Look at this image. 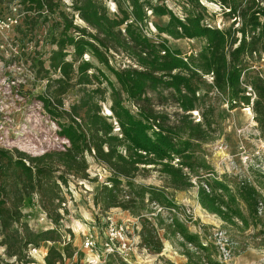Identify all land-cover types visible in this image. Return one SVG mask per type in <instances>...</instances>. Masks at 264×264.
I'll list each match as a JSON object with an SVG mask.
<instances>
[{"label": "trees", "instance_id": "obj_1", "mask_svg": "<svg viewBox=\"0 0 264 264\" xmlns=\"http://www.w3.org/2000/svg\"><path fill=\"white\" fill-rule=\"evenodd\" d=\"M14 1H18L22 11L25 10L24 20L17 27L25 36L33 31L37 18L47 20L56 8L53 0H0V6L7 7ZM113 1L121 15L116 18L107 15L102 0H70L71 9L87 26L74 24L73 14L69 17L59 12L63 28L58 38L52 40L57 48L51 52L48 66L44 68V63L39 60L32 62L38 66L37 73L43 72L41 78L46 81L39 101L59 128L57 134L66 142L38 155L0 147V264H29L32 262L30 247L38 248L42 241L56 242L59 239L56 227L44 231L31 229L23 219L22 206L33 196L37 197L40 208L57 226L62 218L60 209L66 210L62 207L65 202L62 186H67L68 176L77 180L89 179L86 153L109 169L107 180L93 196L94 205L104 211L120 207L138 217L141 224L140 244L148 252H161L163 242L159 231L163 229L173 235H181L190 264H219L211 262L209 256L205 261L203 256H194L196 262H192L193 254L188 244L198 247L197 235L186 231L176 218H163L159 211L151 220L143 213L145 199L147 203L162 208L172 209L175 204L157 187L134 182L141 166L160 165V171L169 177L174 188L190 187L191 179L183 168L194 169L188 162L192 158V149L196 143L207 141L206 130L210 126L206 120L205 127L199 121L182 122V125L165 124L164 115L154 110L148 91L162 93L171 89L179 108L185 112L192 111L201 98L197 91L199 84L204 82L202 76L212 72L213 82L209 87L215 88L224 97L230 109L241 103L249 104L251 97L245 93L247 86L251 88L255 120L264 129V78L246 65V57L254 54L260 57L264 52V0H217L227 10L225 13L238 22V27L227 29L202 23L205 7L200 0H177L183 3V20L164 4L165 0ZM147 10L157 16H168L165 25L155 24L159 33L173 38H203L205 43L199 54L184 60L179 50H172L165 40L153 42L144 32L149 17ZM124 23L122 32L120 26ZM71 29L78 34L68 33ZM67 46L73 47L71 60L67 59L70 54ZM111 51L124 53L140 68L129 64L122 69L113 68L108 58ZM85 53L115 76L118 88L101 69L88 73L93 66L83 59ZM75 63L77 66H74ZM50 71L58 72L59 77L52 78ZM77 85L81 92L78 101L71 103L69 109L64 108L62 96ZM108 89L110 111L119 124L121 136L113 133L114 126L109 121L112 116L101 114V103L105 102ZM125 100H131L136 105V114L124 106ZM183 123H187L188 128ZM175 158L179 162L177 166L172 163ZM198 181L199 201L204 204L209 202L215 209H223L222 205H227L222 200L224 193L229 191L226 185L209 179ZM234 185L236 194L229 192V201L241 200L247 208L248 217L258 219V205L264 196L246 179ZM124 186L129 190H124ZM217 190L219 193L215 192ZM230 213L226 216L228 219L233 215L243 223L247 222L239 210ZM169 218L171 222H166ZM73 252L69 242L62 250L52 246L44 262L64 264L65 258H71ZM116 259L117 262H113L109 258L105 264H125L120 257Z\"/></svg>", "mask_w": 264, "mask_h": 264}, {"label": "rangeland", "instance_id": "obj_2", "mask_svg": "<svg viewBox=\"0 0 264 264\" xmlns=\"http://www.w3.org/2000/svg\"><path fill=\"white\" fill-rule=\"evenodd\" d=\"M53 3L56 5L54 13L47 20L37 18L35 28L27 36L17 29L19 24L0 33V147L18 149L30 155L41 154L47 149L56 148L62 142H66L65 138L57 134L59 128L43 110L39 101V96L45 91L46 81L41 78L43 72L37 73L38 66L35 63L33 65L32 62L39 60L44 63V68L48 66V58L57 48L52 40L58 38L63 28V18L59 12L68 14L69 17L73 14L74 24L80 27L87 26L71 9L70 0H53ZM200 3L205 7L202 23L220 29L239 26L234 18H230L225 13L227 10L217 0H200ZM102 4L110 18L121 16L113 0H102ZM164 4L177 17L184 19L182 2L165 0ZM18 10H21L20 6L16 4L14 6V3L7 7L0 6V13L11 11L12 14H18ZM147 16L149 17L144 32L153 42L165 40L172 50H179L184 60L199 54L205 43L203 38H173L165 33H159L155 24L165 25L168 22V16H157L150 10H147ZM20 19L22 21L24 17ZM125 25L124 23L120 26L122 32ZM68 33L78 34L73 29ZM235 36L238 38L239 34ZM66 50L70 53L67 59L71 60L73 47L67 46ZM108 58L110 65L115 69H122L128 64L140 68L135 61L121 52L111 51ZM83 59L91 62L93 66L88 70L89 74L101 69L118 88L115 76L104 65L87 53L83 55ZM195 62L198 63V61ZM246 65L264 78V52L260 57L255 54L252 57H246ZM74 66H77V63ZM49 75L54 79L59 77L58 72L50 71ZM202 78L204 82L199 84L197 91L201 98L192 111L185 112L179 108L176 97L171 94V89H166L162 93L148 91L154 110L164 115L165 124L182 125V122L199 121L205 127L206 120L210 126L207 130L205 129L207 141L196 143L192 149L194 150L192 158L188 162L194 169L191 171L188 167L183 168L191 179L190 187L174 188L169 177L160 171V165H147L145 168L141 166L134 182L157 187L168 200L175 204L172 209L162 208L157 204L147 203L145 199L146 208L143 213L153 220L160 211L163 218L170 216L176 218L186 231L197 235L199 246L188 244L193 254L192 262H196L199 256H203L202 260L205 261L209 256L211 262H219V264H264V215H261L264 213V199H261L258 205L260 211L256 220L248 217L247 208L241 200L236 199L235 202H230L228 199L229 192L236 194L235 182L242 179L250 181L264 196V129L255 120L252 110L254 94L247 86L245 94L251 97L249 104L241 103L230 109L224 97L218 94L215 88L209 87L213 82L212 72L203 75ZM243 79L244 76L241 77V80ZM78 88V85L73 86L62 96L64 108L69 109L71 103L78 101L81 95ZM109 92L108 89L106 100L101 103V114L112 116L109 121L114 126L113 133L121 136L119 124L110 111ZM123 103L131 113L136 114L137 107L131 100H125ZM183 124L188 128L187 123ZM122 152L125 153L123 150ZM86 158L89 163V179L77 180L68 176L67 186H62V195L65 198L62 207L66 210L60 209L62 218L57 226L40 208L37 197L33 196L30 202L26 201L22 206L23 219L31 229L44 231L56 227L59 235L56 242L42 241L38 248L30 247L29 255L32 262L29 264H45L44 257L49 248L54 246L62 250L67 242L71 244L74 252L71 258H65L64 264H88L87 259L90 255L93 256L95 251L99 253L103 251L105 231L109 222L119 224L127 219L137 226L135 235H138V238L135 239L134 264H190L185 255L187 247L181 235L160 230L163 248L160 253H150L140 244L141 224L138 217L120 207H111L104 211L94 205L93 196L107 180L109 169L96 162L87 153ZM172 163L177 166L178 159L175 158ZM199 179L215 180L228 187V193L222 196L223 202L227 203L222 205L223 209L218 207L215 209L209 205V202L204 204L199 201ZM204 182L207 183V181ZM208 188L211 187L208 185ZM123 189L129 190L126 186ZM215 192L219 193V190ZM147 196L146 193L145 197ZM237 210L247 218L246 223L233 215H231L232 218H227L230 212ZM166 222H171V219H167ZM89 235L95 238L94 251L84 247L86 237ZM117 257V255L101 256V264H105L109 258L117 262ZM120 259L128 264L122 258Z\"/></svg>", "mask_w": 264, "mask_h": 264}, {"label": "built area", "instance_id": "obj_3", "mask_svg": "<svg viewBox=\"0 0 264 264\" xmlns=\"http://www.w3.org/2000/svg\"><path fill=\"white\" fill-rule=\"evenodd\" d=\"M12 3H14V6L15 4L20 6L21 10H18V14H12L11 11L0 13V33H3L12 26L14 27L20 24V17H23L25 14L18 1H14ZM13 9L16 10L15 7H13ZM136 227L137 226H135L133 222L128 219L119 224L110 221L105 231L103 251L100 253L95 251L92 258L88 260L87 263L101 264V256L105 257L106 255H117L128 264H134L135 260L133 258V254L136 247L135 239L138 238V235H135V231L137 229ZM95 243V238L92 235H89L86 237L84 247L88 248L90 251H94L96 245Z\"/></svg>", "mask_w": 264, "mask_h": 264}, {"label": "bare ground", "instance_id": "obj_4", "mask_svg": "<svg viewBox=\"0 0 264 264\" xmlns=\"http://www.w3.org/2000/svg\"><path fill=\"white\" fill-rule=\"evenodd\" d=\"M91 258H92V256L90 255L89 258L87 259V261L90 260Z\"/></svg>", "mask_w": 264, "mask_h": 264}]
</instances>
